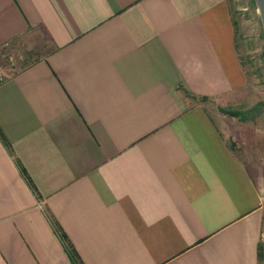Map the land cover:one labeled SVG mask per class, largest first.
<instances>
[{
  "label": "crops",
  "instance_id": "crops-1",
  "mask_svg": "<svg viewBox=\"0 0 264 264\" xmlns=\"http://www.w3.org/2000/svg\"><path fill=\"white\" fill-rule=\"evenodd\" d=\"M33 28L49 50L1 71L0 264H73L56 230L82 264H258L260 193L201 101L246 80L227 0H0V47Z\"/></svg>",
  "mask_w": 264,
  "mask_h": 264
},
{
  "label": "rangeland",
  "instance_id": "rangeland-1",
  "mask_svg": "<svg viewBox=\"0 0 264 264\" xmlns=\"http://www.w3.org/2000/svg\"><path fill=\"white\" fill-rule=\"evenodd\" d=\"M235 26L237 58L246 80L225 104L201 100L216 118L232 154L245 162L254 178L264 212V35L253 0H227ZM47 39L37 28L29 29L0 47V71L15 72L41 58ZM232 110L245 117L224 114ZM237 121V122H236ZM258 264H264V213L258 247Z\"/></svg>",
  "mask_w": 264,
  "mask_h": 264
},
{
  "label": "trees",
  "instance_id": "trees-1",
  "mask_svg": "<svg viewBox=\"0 0 264 264\" xmlns=\"http://www.w3.org/2000/svg\"><path fill=\"white\" fill-rule=\"evenodd\" d=\"M201 100H204V99H201ZM224 114H227L231 117H236L239 121H242L245 119V117H241L239 113H237L236 111H232V110H225V109H222L221 110ZM0 139L3 141L4 144H6L2 134L0 133ZM21 171V174L23 175V177L26 179V181L29 183L30 185V181L27 177V175L24 173L23 169H20ZM32 187V185H31ZM56 230V229H55ZM58 235H59V238L61 239L62 243H63V246L68 254V256L70 257L71 261L73 262V264H82L79 259L77 258L74 250L72 249L71 245L69 244V242L67 241L66 237L64 236L63 233L59 232L58 230H56Z\"/></svg>",
  "mask_w": 264,
  "mask_h": 264
},
{
  "label": "water",
  "instance_id": "water-1",
  "mask_svg": "<svg viewBox=\"0 0 264 264\" xmlns=\"http://www.w3.org/2000/svg\"><path fill=\"white\" fill-rule=\"evenodd\" d=\"M256 6L259 21L264 35V0H253Z\"/></svg>",
  "mask_w": 264,
  "mask_h": 264
},
{
  "label": "built area",
  "instance_id": "built-area-1",
  "mask_svg": "<svg viewBox=\"0 0 264 264\" xmlns=\"http://www.w3.org/2000/svg\"><path fill=\"white\" fill-rule=\"evenodd\" d=\"M2 79V73H1V71H0V80Z\"/></svg>",
  "mask_w": 264,
  "mask_h": 264
}]
</instances>
